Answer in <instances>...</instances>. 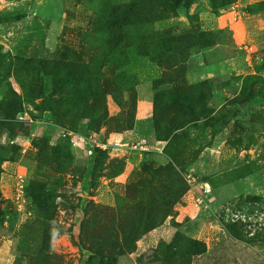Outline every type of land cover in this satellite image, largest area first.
Returning <instances> with one entry per match:
<instances>
[{
    "label": "rangeland",
    "instance_id": "obj_1",
    "mask_svg": "<svg viewBox=\"0 0 264 264\" xmlns=\"http://www.w3.org/2000/svg\"><path fill=\"white\" fill-rule=\"evenodd\" d=\"M0 264H264V0H0Z\"/></svg>",
    "mask_w": 264,
    "mask_h": 264
}]
</instances>
